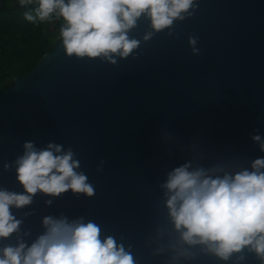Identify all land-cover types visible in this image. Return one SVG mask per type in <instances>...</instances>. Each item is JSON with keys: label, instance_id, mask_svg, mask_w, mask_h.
I'll use <instances>...</instances> for the list:
<instances>
[{"label": "water", "instance_id": "95a60500", "mask_svg": "<svg viewBox=\"0 0 264 264\" xmlns=\"http://www.w3.org/2000/svg\"><path fill=\"white\" fill-rule=\"evenodd\" d=\"M194 5V15L185 13L171 29L156 31L150 18H139L129 31L138 47L115 56L116 63L69 57L60 40L0 92V188L24 192L15 161L26 141L37 150L49 143L71 148L81 165L76 171L95 188L91 197L38 192L31 204L13 206L21 224L0 238V255L21 240L30 246L46 231L44 217L63 215L94 221L102 239L131 245L136 264H260L247 249L224 261L203 246L190 249L191 259L170 260L159 187L167 173L188 161L193 168L251 170L264 157L252 139L257 132L264 138V0ZM189 36L198 38L199 53ZM239 255L246 259L238 262Z\"/></svg>", "mask_w": 264, "mask_h": 264}, {"label": "clouds", "instance_id": "9594fccd", "mask_svg": "<svg viewBox=\"0 0 264 264\" xmlns=\"http://www.w3.org/2000/svg\"><path fill=\"white\" fill-rule=\"evenodd\" d=\"M34 0H19L21 7ZM36 7L25 11L27 21L52 22L61 20L59 38L66 54L77 58H107L116 63L115 56L123 58L133 53L140 43L129 37V31L142 16L150 18L156 31L171 29L174 21L184 20L194 0H35ZM171 35L172 32L170 31ZM149 32L144 39L151 38ZM197 37L189 36L194 53ZM264 152V138L252 136ZM24 154L15 163L17 180L24 192L0 188V238L17 232L21 220L11 209L22 208L33 201L38 192L58 197L69 190L75 195L91 197L95 188L83 172H77L80 161L69 148L49 143L37 150L34 143H24ZM59 153V154H57ZM11 166L4 164V169ZM222 173V174H220ZM163 190L162 203L167 209L166 220L172 237L168 249L171 261L191 259L190 251L203 246V251L229 261L233 254L245 249L253 252L264 264V157L251 163V170L226 171L223 168L192 167L191 161L174 167L167 179L159 184ZM48 204L52 200L47 201ZM46 231L29 246L20 241L6 246L0 255V264H136L131 245L126 249L112 236L101 238V227L84 217L69 220L67 216L43 219ZM162 229H157L162 234ZM163 253L164 248L157 250ZM246 259L237 257L238 262Z\"/></svg>", "mask_w": 264, "mask_h": 264}, {"label": "trees", "instance_id": "16d2710c", "mask_svg": "<svg viewBox=\"0 0 264 264\" xmlns=\"http://www.w3.org/2000/svg\"><path fill=\"white\" fill-rule=\"evenodd\" d=\"M36 3L21 7L19 0H0V92L37 65L45 52L55 48L61 20L33 24L24 17Z\"/></svg>", "mask_w": 264, "mask_h": 264}]
</instances>
